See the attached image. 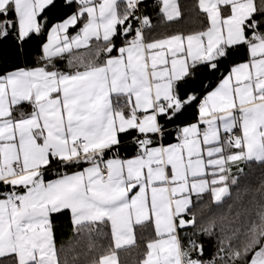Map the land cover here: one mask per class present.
<instances>
[{
  "label": "snow or ice",
  "instance_id": "1",
  "mask_svg": "<svg viewBox=\"0 0 264 264\" xmlns=\"http://www.w3.org/2000/svg\"><path fill=\"white\" fill-rule=\"evenodd\" d=\"M196 7L199 30L152 38L143 0H0V264H67L64 215L110 228L93 264L138 229L139 264H264V206L212 255L194 211L231 195L232 166H264V0Z\"/></svg>",
  "mask_w": 264,
  "mask_h": 264
},
{
  "label": "trees",
  "instance_id": "2",
  "mask_svg": "<svg viewBox=\"0 0 264 264\" xmlns=\"http://www.w3.org/2000/svg\"><path fill=\"white\" fill-rule=\"evenodd\" d=\"M260 0H257V4ZM181 16L177 20L167 21L160 11V0H149L143 2L144 11L152 21L150 37H165L176 33H189L199 30L203 16L199 14L196 7L197 0H180ZM74 33V30H70ZM244 58L243 52L236 57L237 60ZM30 62V61H29ZM66 65V61L64 62ZM192 119H195L193 114ZM243 173L238 176V183L230 185L229 197L225 198L222 205H217L210 200L208 194L200 201H196L194 211L201 218L203 226L215 225L214 235L207 246V254L212 255L216 251L217 242L222 237L231 234L233 227L245 225L251 220H257V213L264 206V166L259 163L245 164ZM239 171L232 173L237 175ZM196 200V199H195ZM243 230V229H242ZM143 231V238L141 233ZM137 246L126 247L116 250L120 257V264H139L143 259L145 244L151 238L150 230H137ZM56 241L58 247L62 248L61 259L67 264H93V261L101 255L107 254L113 246L110 228H103L100 234L82 231L79 235L73 232V227L68 215L57 220ZM243 243L234 241L235 246Z\"/></svg>",
  "mask_w": 264,
  "mask_h": 264
},
{
  "label": "crops",
  "instance_id": "3",
  "mask_svg": "<svg viewBox=\"0 0 264 264\" xmlns=\"http://www.w3.org/2000/svg\"><path fill=\"white\" fill-rule=\"evenodd\" d=\"M145 1H149V0H143V2H145ZM178 3H180V0H178ZM179 6H180V4H179ZM163 14V13H162ZM164 16V15H163ZM165 18V17H164ZM180 18V17H179ZM179 18H177V19H179ZM177 19H175V20H177ZM74 34V33H73ZM152 38H162V37H156L155 35H153V37ZM245 164L244 163H241L238 167L237 166H232V170H231V173H235V172H237V171H239V169H241L243 166H244ZM193 199H194V201H195V197H193ZM113 241V240H112ZM113 246H114V241H113ZM124 248H126V247H124ZM123 249V248H122ZM119 250V249H118ZM116 254H117V258H118V264H120V257H119V254L116 252Z\"/></svg>",
  "mask_w": 264,
  "mask_h": 264
}]
</instances>
